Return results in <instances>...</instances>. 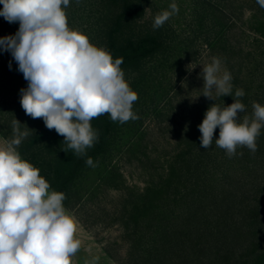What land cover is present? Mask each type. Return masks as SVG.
<instances>
[{
  "label": "trees",
  "instance_id": "trees-1",
  "mask_svg": "<svg viewBox=\"0 0 264 264\" xmlns=\"http://www.w3.org/2000/svg\"><path fill=\"white\" fill-rule=\"evenodd\" d=\"M102 3L108 11L99 21L98 45L111 52L113 58H123L125 79L138 93L133 110L139 118L124 124L112 122L108 115L94 118L91 124L98 131V142L85 156L66 153L62 150L66 147L64 138L22 109L19 79L13 76L18 68L13 61L11 68L0 67L1 137L5 141L12 138L14 118L33 130L17 149L21 157L40 170L50 190L65 193L64 206L75 211L83 224L93 220L122 229L127 244L124 264H264V129L254 154L246 147L238 148L237 155L229 158L215 146V141L209 149L200 147L198 128L212 104L223 107L233 103L237 88L245 92L240 98L246 106L241 119L251 116L252 102L264 105V41L260 39L264 38V21L260 18L252 27L260 38L256 39L259 46L254 56L249 54L254 64L250 76L263 87L260 84L259 91L251 97L254 88L235 82L233 97H219L216 101L205 98L190 122L173 131L176 147L162 160L152 155L145 118H164L169 113L172 116L166 107L170 105L169 95L182 91L181 86L175 89L178 69L199 54L201 43L229 65L235 76V72L243 73L244 49L234 42L226 27V11L219 12L208 0H195L197 16L185 36H179L166 24L154 30V19L143 21L147 13L144 0ZM15 24L0 16V37L7 36ZM218 137L219 128L214 132V138ZM89 156L95 167L86 165ZM134 158L148 176L144 189L128 186L115 165L119 160L132 162ZM112 187L120 195L114 207L108 209L103 197L110 195Z\"/></svg>",
  "mask_w": 264,
  "mask_h": 264
},
{
  "label": "clouds",
  "instance_id": "clouds-1",
  "mask_svg": "<svg viewBox=\"0 0 264 264\" xmlns=\"http://www.w3.org/2000/svg\"><path fill=\"white\" fill-rule=\"evenodd\" d=\"M257 3L264 8V0ZM0 5V16L10 24L19 23L14 35L0 37V50L11 54L27 81L20 90V105L26 115L42 119L48 130L64 138L63 151L81 157L94 147L99 139L91 124L94 118L108 115L120 124L139 118L133 110L138 93L125 79L123 58H113L106 48L91 43L86 33L69 26L70 0H0ZM178 12L173 0L154 17L153 29ZM200 77L204 97L214 101L233 97L232 74L219 57L202 65ZM244 95L237 88L233 103L223 107L214 103L206 110L198 125L200 147L209 149L215 141L229 158L237 155L238 148L253 154L258 150L264 105L252 102L251 116L241 119ZM217 128L219 137L214 138ZM32 131L14 118L12 138L0 145V264H72L82 241L75 235L76 217L64 206L66 195L50 190L40 170L17 150ZM85 163L96 166L90 156ZM98 260L94 257L85 264Z\"/></svg>",
  "mask_w": 264,
  "mask_h": 264
},
{
  "label": "rangeland",
  "instance_id": "rangeland-1",
  "mask_svg": "<svg viewBox=\"0 0 264 264\" xmlns=\"http://www.w3.org/2000/svg\"><path fill=\"white\" fill-rule=\"evenodd\" d=\"M146 3V16L143 21H151L154 17L167 10L173 0H144ZM211 5L219 12L221 9L226 11L225 23L229 29V33L233 36V40L236 44L244 49L245 64L243 67V73L235 72L232 83L238 82L242 87L251 86L256 91L251 92V97L259 91L260 84L263 87V83L256 82L257 79L251 77L253 70V62L249 58V54L254 56L255 48L257 49L259 43H256V39L260 38L252 27L255 23L261 20L264 21V9L260 7L257 0H208ZM179 7L178 14L173 15L165 24L169 29L174 31L179 36H185L189 33L191 26L195 22L196 6L195 0H174ZM3 5H0V8ZM107 8L103 6L102 0H70V6L66 9L68 23L72 28H78L86 33L90 39V42L99 46V40L97 38V29L99 28V21L103 20ZM219 12H216L215 17L219 16ZM254 15L259 18L256 20ZM100 21V22H101ZM257 21V22H256ZM19 28L17 22L8 35H14ZM264 41V38H260ZM200 52L195 58H191L187 61L182 70L178 69L179 76L175 75L174 81L176 82V88L180 86L182 91L175 94L172 92L169 97L170 104L168 112H172V116L167 114L164 118H154L152 115L145 118L144 127L150 134L149 139L150 150L153 157L161 156L163 160L166 152L173 151L176 145V134L173 132L181 124L186 126L192 115L199 107L204 105L205 101L202 94L203 79L200 77L202 71V65L210 63L213 57L210 48L199 43ZM13 62V58L9 52L0 50V67L9 65V62ZM234 62L233 64H235ZM195 67L194 69H192ZM222 67L229 69V65L222 62ZM18 68V65H17ZM181 71V72H180ZM237 71V70H235ZM18 78L19 88H26L27 81L24 79L23 74L18 70L13 74ZM173 76V74H172ZM262 78H260L261 80ZM264 79V78H263ZM17 82V80H16ZM262 90H264L262 88ZM176 91V90H175ZM249 95V96H250ZM199 96V97H198ZM165 102L160 104L162 107ZM166 110V109H165ZM168 118H171L168 120ZM173 120V121H172ZM170 124V125H167ZM176 124V127L174 125ZM171 129H166L167 126ZM172 125L174 129H172ZM5 140L0 135V145ZM159 145L160 149L157 150ZM162 146V147H161ZM165 149V152H164ZM119 167L120 172L124 175L126 184L130 187H137L144 189L147 186L148 176L145 175L142 169L138 166V162L133 159L129 162L126 159L119 160L115 163ZM96 174L91 179L94 181ZM120 191L111 188L110 195L103 197V204L112 209L115 205L114 200L118 198ZM261 196V195H260ZM77 219L78 226L76 237L82 241V245L77 254L72 258V264H85L86 261L91 262L94 257H99L98 264H124L127 257V244L122 238V229L118 226H105L99 222L94 223L93 220H89L88 224H83L79 219L75 211L69 210ZM255 213V212H254ZM254 214H250V216ZM261 220V219H260ZM259 220V221H260ZM264 244V239L261 242ZM106 250L110 251V256Z\"/></svg>",
  "mask_w": 264,
  "mask_h": 264
}]
</instances>
